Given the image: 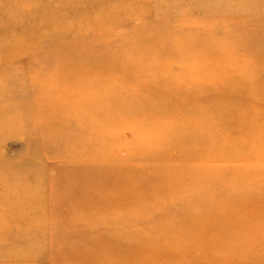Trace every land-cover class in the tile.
<instances>
[{"label":"rangeland","instance_id":"374dc122","mask_svg":"<svg viewBox=\"0 0 264 264\" xmlns=\"http://www.w3.org/2000/svg\"><path fill=\"white\" fill-rule=\"evenodd\" d=\"M0 264H264V0H0Z\"/></svg>","mask_w":264,"mask_h":264},{"label":"bare ground","instance_id":"6f19581e","mask_svg":"<svg viewBox=\"0 0 264 264\" xmlns=\"http://www.w3.org/2000/svg\"><path fill=\"white\" fill-rule=\"evenodd\" d=\"M31 199H32L31 201H33V202H34V200H35V199H33V198H31Z\"/></svg>","mask_w":264,"mask_h":264}]
</instances>
